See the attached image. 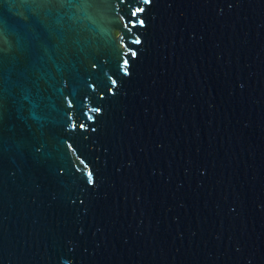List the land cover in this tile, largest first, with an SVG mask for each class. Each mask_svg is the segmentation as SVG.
Here are the masks:
<instances>
[{
  "label": "water",
  "instance_id": "water-1",
  "mask_svg": "<svg viewBox=\"0 0 264 264\" xmlns=\"http://www.w3.org/2000/svg\"><path fill=\"white\" fill-rule=\"evenodd\" d=\"M0 264H264V0H0Z\"/></svg>",
  "mask_w": 264,
  "mask_h": 264
}]
</instances>
